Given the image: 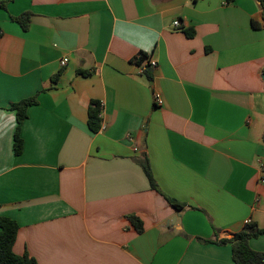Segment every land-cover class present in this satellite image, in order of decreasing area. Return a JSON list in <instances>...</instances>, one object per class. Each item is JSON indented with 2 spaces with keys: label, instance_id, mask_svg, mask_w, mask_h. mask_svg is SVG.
I'll return each mask as SVG.
<instances>
[{
  "label": "crops",
  "instance_id": "obj_1",
  "mask_svg": "<svg viewBox=\"0 0 264 264\" xmlns=\"http://www.w3.org/2000/svg\"><path fill=\"white\" fill-rule=\"evenodd\" d=\"M0 2V217L18 226L13 252L36 264H234L214 242L264 227L258 2ZM25 12L23 31L11 17ZM36 94L15 156L9 105ZM249 246L264 252V235Z\"/></svg>",
  "mask_w": 264,
  "mask_h": 264
},
{
  "label": "trees",
  "instance_id": "obj_2",
  "mask_svg": "<svg viewBox=\"0 0 264 264\" xmlns=\"http://www.w3.org/2000/svg\"><path fill=\"white\" fill-rule=\"evenodd\" d=\"M226 4H231L234 0H224ZM260 8V22L255 20L250 21L251 28L257 30L262 29L264 31V0H256ZM0 9H5V3L0 2ZM29 13L25 12L17 17H11L13 21L19 24L21 29L24 31L28 27L29 23ZM187 36H190V33H186ZM147 58L144 54H140L135 58V63L141 65L143 61ZM89 73H82V75H88ZM146 77L150 80V74L146 69L144 71ZM264 75V68L262 70ZM58 73L53 77L56 79ZM264 89V82H263ZM37 104V94L22 99L18 102L12 103L9 105V110L13 111L15 114V129L13 132V143L12 149L15 156L21 154L23 142L20 136L21 126L24 120L27 118V109L33 105ZM264 120V116H263ZM87 127L91 133H97L101 127L100 121V103L97 101H90L87 108ZM262 143L264 145V129L262 132ZM140 166L147 177L150 187L153 190L158 191L157 185L155 184L151 169L146 157L140 162ZM166 201L176 210L183 209L184 205L177 203L175 200L166 197ZM128 221L134 227L137 233H141L142 223L134 215L127 216ZM18 226L16 222L7 217H0V264H36L35 260L29 257L27 254L16 255L13 252V244L15 242V237L17 233ZM264 235V227L259 228L255 223L247 222L244 224L241 231L233 235L229 239H221L217 242L219 245L229 244L231 248V259L234 264H264V252L254 251L249 246V240L252 238H257ZM203 243H212L211 241H202Z\"/></svg>",
  "mask_w": 264,
  "mask_h": 264
},
{
  "label": "built area",
  "instance_id": "obj_3",
  "mask_svg": "<svg viewBox=\"0 0 264 264\" xmlns=\"http://www.w3.org/2000/svg\"><path fill=\"white\" fill-rule=\"evenodd\" d=\"M172 25L174 26V27H177L178 25H179V22H178V20H174L173 22H172ZM67 62H68V59L67 58H62L60 61H59V67H61V68H63V67H65L66 65H67ZM147 62V65L150 67V68H154L155 66H156V62L155 61H153V60H148V61H146ZM152 100H153V104L155 105V106H161L162 104H163V101H162V99L160 98V96L157 94V93H153L152 94ZM261 183H264V177L263 178H261ZM248 222V221H247ZM246 222V223H247Z\"/></svg>",
  "mask_w": 264,
  "mask_h": 264
},
{
  "label": "clouds",
  "instance_id": "obj_4",
  "mask_svg": "<svg viewBox=\"0 0 264 264\" xmlns=\"http://www.w3.org/2000/svg\"><path fill=\"white\" fill-rule=\"evenodd\" d=\"M149 49H145V51H148Z\"/></svg>",
  "mask_w": 264,
  "mask_h": 264
},
{
  "label": "water",
  "instance_id": "obj_5",
  "mask_svg": "<svg viewBox=\"0 0 264 264\" xmlns=\"http://www.w3.org/2000/svg\"><path fill=\"white\" fill-rule=\"evenodd\" d=\"M263 78H264V76H263Z\"/></svg>",
  "mask_w": 264,
  "mask_h": 264
}]
</instances>
